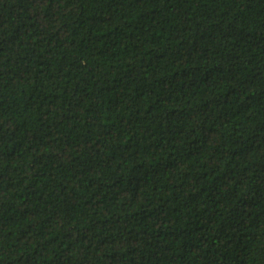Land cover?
I'll return each mask as SVG.
<instances>
[{"label": "trees", "instance_id": "trees-1", "mask_svg": "<svg viewBox=\"0 0 264 264\" xmlns=\"http://www.w3.org/2000/svg\"><path fill=\"white\" fill-rule=\"evenodd\" d=\"M0 264H264V0H0Z\"/></svg>", "mask_w": 264, "mask_h": 264}]
</instances>
